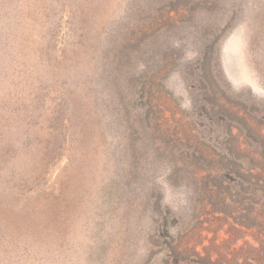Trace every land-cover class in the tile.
<instances>
[{"label": "rangeland", "instance_id": "374dc122", "mask_svg": "<svg viewBox=\"0 0 264 264\" xmlns=\"http://www.w3.org/2000/svg\"><path fill=\"white\" fill-rule=\"evenodd\" d=\"M0 264H264V0H0Z\"/></svg>", "mask_w": 264, "mask_h": 264}]
</instances>
